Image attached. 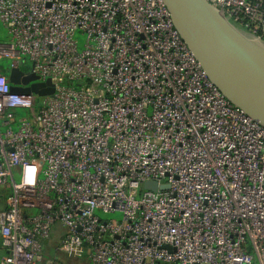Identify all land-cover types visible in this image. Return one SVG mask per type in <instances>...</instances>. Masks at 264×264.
I'll return each mask as SVG.
<instances>
[{"label":"built area","instance_id":"2783aa9c","mask_svg":"<svg viewBox=\"0 0 264 264\" xmlns=\"http://www.w3.org/2000/svg\"><path fill=\"white\" fill-rule=\"evenodd\" d=\"M206 1L264 45V0ZM0 25L18 87L53 88L0 67V264H264V128L161 0H0Z\"/></svg>","mask_w":264,"mask_h":264},{"label":"water","instance_id":"95a60500","mask_svg":"<svg viewBox=\"0 0 264 264\" xmlns=\"http://www.w3.org/2000/svg\"><path fill=\"white\" fill-rule=\"evenodd\" d=\"M174 30L218 92L249 119L264 128V45L235 28L222 10L206 0H161ZM36 78L9 72L10 91L17 94L51 95L49 82L26 85ZM143 189L166 190L147 181Z\"/></svg>","mask_w":264,"mask_h":264},{"label":"rangeland","instance_id":"374dc122","mask_svg":"<svg viewBox=\"0 0 264 264\" xmlns=\"http://www.w3.org/2000/svg\"><path fill=\"white\" fill-rule=\"evenodd\" d=\"M78 42H79V45L81 46L82 43H83V37H78ZM0 41L3 42V41H6V32L5 30L3 29V27L0 25ZM10 64V61L9 60H1L0 61V67H2L3 69V73L4 75H8L9 74V71H8V65ZM30 62L28 61V59H25V62H24V70H29L30 69ZM39 100V99H37ZM16 114L18 116V118H22V117H26V111L24 109H17L16 110ZM1 123H2V120L0 119V131L3 132L8 126L6 127H2L1 126ZM12 129H15L14 125H11L10 126ZM1 190V189H0ZM1 192V191H0ZM10 192L9 191H3V193L0 194V209L4 208V205H5V200L6 198L9 196ZM106 219H110V220H114V221H118L121 219V213H118V212H115L113 214H108L107 216H105ZM54 229H56V227H54ZM50 258H56L57 260H59L61 262V259H59L56 255L54 254H50L49 255Z\"/></svg>","mask_w":264,"mask_h":264},{"label":"crops","instance_id":"0c3cea01","mask_svg":"<svg viewBox=\"0 0 264 264\" xmlns=\"http://www.w3.org/2000/svg\"><path fill=\"white\" fill-rule=\"evenodd\" d=\"M58 239L57 236H52L49 244L50 245H55V241ZM0 246H1V237H0ZM3 255V251L1 250L0 248V257ZM55 255L61 259V262L65 263V264H89L87 260H83V259H80V260H77V259H69V258H66L64 257L62 254L58 253V252H55Z\"/></svg>","mask_w":264,"mask_h":264}]
</instances>
